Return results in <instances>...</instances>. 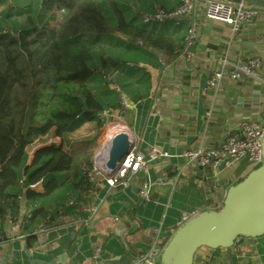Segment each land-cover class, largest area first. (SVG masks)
Here are the masks:
<instances>
[{
	"label": "crops",
	"instance_id": "obj_1",
	"mask_svg": "<svg viewBox=\"0 0 264 264\" xmlns=\"http://www.w3.org/2000/svg\"><path fill=\"white\" fill-rule=\"evenodd\" d=\"M176 3L174 0L171 6ZM251 5L257 6L260 13L235 32L225 23L206 18L202 12L166 22L161 29H177L175 45L181 51L172 60L167 61L158 51L154 57L143 58L137 46V70L110 74L125 86L128 106L108 110L106 114L124 121L130 135L138 140L140 151L147 153L154 147L167 151L170 157L150 161L147 173L138 171L125 186L105 184L83 194L75 212L42 228V217L37 216L27 223L26 230L21 226L17 231L12 229L31 209L21 195L14 214L8 211L6 217L0 218V264H28L25 251H30L35 259L50 261L71 246L74 251L63 264H136L145 252H156L167 243L181 226L183 215L211 207L209 201L216 187L211 174H207V167L186 165L182 153L199 146L218 147L227 135L238 131L241 121L263 120L259 107L264 102V6ZM192 21L196 37L189 46L193 54L189 58L183 54V37ZM111 43L108 39L102 47L113 50ZM252 56L261 57L258 77L244 79L243 84L221 79L216 91L204 89L207 79L221 68L223 61V73H230ZM230 170L224 169L219 178L224 195L226 184L245 174L232 175ZM158 177H162V183L156 181ZM147 179L153 183L149 199L144 200L139 191ZM51 201L55 206L48 207ZM46 204L48 212L60 205L57 199ZM90 208H96L95 212H89ZM30 233H37V238L27 248L25 236ZM203 261L264 264V234L240 237L230 249L201 247L195 253L194 264Z\"/></svg>",
	"mask_w": 264,
	"mask_h": 264
},
{
	"label": "trees",
	"instance_id": "obj_2",
	"mask_svg": "<svg viewBox=\"0 0 264 264\" xmlns=\"http://www.w3.org/2000/svg\"><path fill=\"white\" fill-rule=\"evenodd\" d=\"M4 2L0 0V7ZM122 2L40 0L44 10L53 14L52 19H57L56 12H64L54 25L45 22L42 26L29 14L30 3L27 12L15 7L22 6V1L16 0L7 8H0V218L6 217L8 211L14 214L23 195L33 208L20 223L22 230L37 216L42 217L40 225L44 226L75 212L82 195L95 188L89 175L94 153L72 149L70 137L84 123H94L99 130L104 111L123 108L121 95H126L125 86L110 74L137 66L120 59L121 51L114 41L125 39L131 48V42L136 41L143 58L158 51L169 61L181 52L175 45L177 29L149 28L145 24L150 21L136 22L137 13L132 14ZM177 5L178 0L174 7L161 9L170 10ZM107 7L110 14L106 13ZM25 13L32 21L19 24L17 17ZM83 32L105 36L97 42L86 41L81 39ZM108 39L113 50L102 47L101 43ZM223 74V80L244 83V79H234L229 72ZM114 82L118 88L109 86ZM50 133L60 143L43 144L30 153V147ZM90 141L93 144L95 139ZM37 181L40 188H31ZM58 190L67 196L66 204L58 205L54 212H48L44 205L34 207L37 199ZM223 195V187H215L209 206L219 203L216 210L220 209ZM36 238L37 233L25 236L27 248Z\"/></svg>",
	"mask_w": 264,
	"mask_h": 264
},
{
	"label": "built area",
	"instance_id": "obj_3",
	"mask_svg": "<svg viewBox=\"0 0 264 264\" xmlns=\"http://www.w3.org/2000/svg\"><path fill=\"white\" fill-rule=\"evenodd\" d=\"M198 12H202L210 20L227 24L233 32L237 31L241 24L251 22L260 13L257 6H252L244 0L240 2L230 0H178V5L175 8L170 10L158 8L153 14L146 15L143 20L145 22H160L172 18L179 19L185 15L194 16ZM195 37L196 25L192 21L187 28L183 42V54L186 53L189 58L193 55L189 51V46L193 43ZM260 64V56L249 57L246 61L239 63L236 69L230 72V75L234 79L256 78L258 77L257 68ZM225 65L226 61H223L221 68H218L207 79L204 89L217 90L223 76V68ZM113 87L116 88L114 85ZM121 104L128 106L125 94L121 95ZM259 109L263 120L246 119L241 121L238 131L227 135L218 147L199 146L196 149L185 150L182 153L185 164H194L209 168L212 182L216 187L219 186V178L223 170L228 167L231 169L237 160L246 159L248 161L249 166L246 173L259 167L263 161L264 102L260 105ZM106 112L108 111H104L103 113ZM206 115L209 117L210 112L208 111ZM129 142L130 148L128 152L117 162L115 168L106 166L108 153L103 159H99L100 152L94 157L89 175L94 182L95 188L105 184L109 187L125 186L130 177L138 171L143 170L147 173V165L150 161L161 157H170L167 151H161L154 147L148 150L147 153H143L138 149V140L134 137L129 139ZM156 181L162 183L163 179L162 177H158ZM152 183L153 181L151 179L143 182L139 191L142 199H149ZM40 184V181H37L31 184L30 187L37 189L40 187ZM69 204H73V201H69ZM218 207L219 203L211 206L209 209H216ZM95 210L96 208H90L89 212L94 213ZM198 212L200 211H193L183 215L180 225L195 216ZM27 216L29 217L30 214L28 213ZM20 226V224L14 225L12 229L17 231ZM136 264H161L160 256L157 251L155 252L151 249L145 252Z\"/></svg>",
	"mask_w": 264,
	"mask_h": 264
},
{
	"label": "water",
	"instance_id": "obj_4",
	"mask_svg": "<svg viewBox=\"0 0 264 264\" xmlns=\"http://www.w3.org/2000/svg\"><path fill=\"white\" fill-rule=\"evenodd\" d=\"M244 1L264 6V0ZM199 34L200 27L197 37ZM129 148V139L115 136L111 141L106 166L115 168ZM225 172H231L230 168H226ZM225 187L220 209L198 212L183 223L162 248H158L161 264H194L195 253L201 247L230 249L239 236L257 237L264 234V143L262 164L246 173L240 181H229ZM205 191L209 193V188ZM74 248L69 247L50 261L35 259L30 251H25V255L28 264H63Z\"/></svg>",
	"mask_w": 264,
	"mask_h": 264
},
{
	"label": "rangeland",
	"instance_id": "obj_5",
	"mask_svg": "<svg viewBox=\"0 0 264 264\" xmlns=\"http://www.w3.org/2000/svg\"><path fill=\"white\" fill-rule=\"evenodd\" d=\"M12 1L13 0H5L4 4L0 8L2 7L7 8L9 5H11ZM16 1L17 2L22 1V6L16 5L15 7L16 8L23 7L25 12L29 10V3L32 4V7H31L32 10L29 12V14L32 15L31 16L32 19H34V22L38 26H42L45 22L49 23L50 25H54L57 22V20L61 17V15L64 13L63 11L56 12V14L54 15H56L57 19H52L51 16L53 14H50L44 10V6L40 3V0H16ZM173 1L174 0H123L122 3L126 5L127 7H129L128 10H130L132 14L137 13L138 19L136 18V22L137 21L142 22L144 16L153 14L154 11H156V9L158 8H170ZM110 11L111 10L107 7L106 13L110 14L111 13ZM17 19L19 21V24H25V25L30 24L29 22L32 21V19L28 18V14L26 13L17 17ZM168 21L173 23L175 19L172 18V19H167V20H163L160 22L150 21L148 22V24H145V25H147L149 28H152L155 26L157 29H161L162 26L165 25L166 22ZM175 27L176 26L174 25V28ZM104 36L105 35L97 34L95 32H83L81 34V39L86 40V41L95 40L97 42V40L99 41L102 40ZM114 42L116 43V45H118V48L121 51L120 53H118V55L120 56V59L124 60L126 64L136 63V66H137V43L136 41L131 42V44L133 45L132 46L133 48H131L129 44L130 42H127L125 40L118 41L116 39V41ZM101 44L102 46H104V42ZM151 55L152 57H154V52H151ZM132 70H137V67L135 69H131V71ZM115 84L114 86L117 87V83ZM133 84H137V81H134ZM109 86L113 87V84L111 83ZM109 115L110 114L102 113L103 123L99 130L94 128V123H84L79 129L72 132L70 139L72 140L71 144H73V148L72 146L71 148L74 150L87 149V150L92 151L94 153L92 159L94 160V157L99 152H101L102 146L105 143L107 137L112 133V132H109V127L111 125H116V124L126 126L122 119L116 118L114 116H109ZM125 130H126L125 133L128 135V138L132 139V136L130 135L126 127H125ZM54 139H59V138L54 137L50 133L49 135L42 138L41 140L42 142L38 141L36 143L39 144L40 146L44 143L45 144L49 143V141H52ZM90 139H95L93 144L91 143ZM34 146L35 145L30 147L32 149V150L29 149L30 152L33 151ZM248 166H249V163L246 159L237 160L233 164L232 175H240V174H243L244 172L246 173ZM207 169H208L207 174L210 175V169L209 168ZM66 198L67 196L62 195L61 191L58 190L50 196L37 199L35 201L34 207L38 205H44L47 208L48 205L46 203L49 202V200H53V199H57L60 205L66 204V200H67ZM53 206H55V203L51 201L48 207H53ZM29 207L33 208L32 205H29Z\"/></svg>",
	"mask_w": 264,
	"mask_h": 264
},
{
	"label": "bare ground",
	"instance_id": "obj_6",
	"mask_svg": "<svg viewBox=\"0 0 264 264\" xmlns=\"http://www.w3.org/2000/svg\"><path fill=\"white\" fill-rule=\"evenodd\" d=\"M125 131H126L125 126H123V125L116 124V125H111L109 127V132H112V133L107 137V139L105 141L107 143H104L102 150L100 152V155H99V159H103L107 155L109 148H110V145H111V141H112V139H114L115 136L121 135V136L129 139L128 135L125 133Z\"/></svg>",
	"mask_w": 264,
	"mask_h": 264
}]
</instances>
